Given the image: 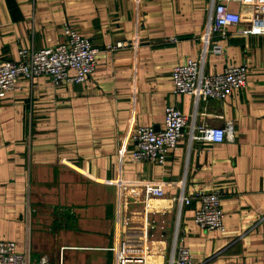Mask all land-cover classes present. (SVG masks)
Masks as SVG:
<instances>
[{
	"label": "crops",
	"instance_id": "obj_1",
	"mask_svg": "<svg viewBox=\"0 0 264 264\" xmlns=\"http://www.w3.org/2000/svg\"><path fill=\"white\" fill-rule=\"evenodd\" d=\"M218 1L0 0V60L63 41V23L99 48L84 82L18 78L0 98V241L13 242L29 263L115 264L111 248L134 252L139 239L135 182L154 180L178 185L149 202L151 232L162 226L168 238L147 264H167L175 228L197 264H264V35L245 31L248 6L225 1L239 22L225 37L211 36L220 51L207 49L202 62L204 73L244 64L245 85L222 99L172 91V67L199 57ZM117 41L122 46L105 48ZM166 105L188 116L189 134L222 128L227 137L188 134L161 165L130 161L129 118L132 127L162 129ZM211 189L222 192L223 231L193 222L196 200L171 201Z\"/></svg>",
	"mask_w": 264,
	"mask_h": 264
},
{
	"label": "built area",
	"instance_id": "obj_2",
	"mask_svg": "<svg viewBox=\"0 0 264 264\" xmlns=\"http://www.w3.org/2000/svg\"><path fill=\"white\" fill-rule=\"evenodd\" d=\"M227 0H220L210 6L208 20L199 37L202 50L198 58H187L182 63L174 65L170 71L172 91L185 93L198 99H222L233 88L245 85L247 67L244 64L234 65L226 63L220 71L204 73L202 62L204 52L208 49L219 52L220 46L210 44L213 34L220 38L226 36V27L239 22V14L230 11ZM241 5L250 8V17L246 32L264 35V0H236ZM65 37L63 41L38 49L19 48L15 60H0V98L15 87L18 78L31 79L34 76L44 75L54 84L84 82L93 70L99 48L92 45L87 37L79 35L68 23L62 25ZM175 42L174 37L169 38ZM134 43V40L132 41ZM122 46L117 41L105 46L106 49H115ZM71 71V72H70ZM132 117L128 120V130H131L133 148L128 157L132 162H146L163 164L169 151L175 150L177 142L188 135L185 128L188 126V116L171 105L163 109V127L154 130L146 126H133ZM132 127V128H131ZM192 129V128H191ZM190 129V130H191ZM222 128L199 127L197 134L190 138L209 142H220L227 137ZM120 157L124 149L119 150ZM178 185L176 182L163 181L135 182L141 190L142 226L134 252H127L118 247L111 248L115 255V264H147L149 257L155 252L162 254L163 245L167 243L166 230L159 226L160 232H151L153 224L149 218L154 210L150 201L161 200L164 196L163 187ZM220 189L196 191L189 197L172 198L179 204L187 205L191 200L197 201L192 220L205 231H223L222 211L220 208ZM171 250L167 264H197L188 249L183 245L177 228L171 234ZM162 256V255H161ZM44 260L35 263L27 262L24 255L15 251L13 242L0 241V264H43Z\"/></svg>",
	"mask_w": 264,
	"mask_h": 264
}]
</instances>
